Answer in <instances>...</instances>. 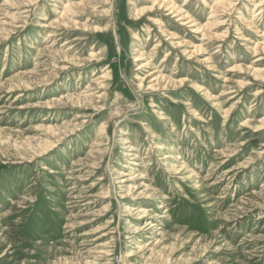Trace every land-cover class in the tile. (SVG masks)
<instances>
[{
	"label": "rangeland",
	"instance_id": "1",
	"mask_svg": "<svg viewBox=\"0 0 264 264\" xmlns=\"http://www.w3.org/2000/svg\"><path fill=\"white\" fill-rule=\"evenodd\" d=\"M154 1L0 0V264H264V0Z\"/></svg>",
	"mask_w": 264,
	"mask_h": 264
},
{
	"label": "bare ground",
	"instance_id": "2",
	"mask_svg": "<svg viewBox=\"0 0 264 264\" xmlns=\"http://www.w3.org/2000/svg\"><path fill=\"white\" fill-rule=\"evenodd\" d=\"M189 1V0H188ZM20 2V1H19ZM154 2H156V3H158V4H160V5H162L163 7H166V8H168L167 10H169V11H171V13H176V16H178V18L180 19V20H182V21H184V24H188V23H191V25L192 26H195L194 25V23H193V21L190 19V17H189V14H188V12L187 11H183V7H181V6H178L177 4H175L174 2H172V1H170V2H168V1H162V0H158V1H154ZM262 3V2H261ZM23 5V4H22ZM80 5H82V4H69L68 3V9H69V11L72 13V15H75V13L74 12H72V8L74 7V6H80ZM155 5V4H154ZM153 5V6H154ZM229 5V4H228ZM259 6H260V4H259ZM72 9V10H71ZM154 11V8L153 7H151V8H142V9H140V10H138L137 11V13H139V14H144V13H147V12H153ZM65 13V15H67V17L68 18H70V19H72V15H69V12L68 11H66V12H64ZM65 15L63 14V17H64V19H68L67 17L65 18ZM141 18V17H140ZM69 19V20H70ZM200 28V27H199ZM198 28V29H199ZM264 43V42H263ZM143 67V65L141 66H139V68H142ZM256 70V69H255ZM151 75L153 74V73H150ZM153 80H155V79H153ZM152 80V81H153ZM133 148H131V150H132ZM127 180H132V178H129V179H127ZM126 181V179H124L122 182H125Z\"/></svg>",
	"mask_w": 264,
	"mask_h": 264
}]
</instances>
